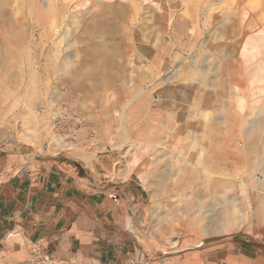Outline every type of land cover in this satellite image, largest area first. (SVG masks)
<instances>
[{"label":"rangeland","instance_id":"rangeland-1","mask_svg":"<svg viewBox=\"0 0 264 264\" xmlns=\"http://www.w3.org/2000/svg\"><path fill=\"white\" fill-rule=\"evenodd\" d=\"M8 1L14 22L11 18L12 24L0 20V39L10 38L17 47L13 45V54L7 57L11 68L0 71V141L9 153V173L59 161L77 169L76 164L80 165L84 177L91 173L99 185L115 189L113 193L129 180L140 182L144 201L139 207L132 204L127 217L140 249L139 264H170L167 256L182 249L264 237V198L261 207L258 197L264 185L257 190L252 177L255 170L264 171V145L258 140V144H250L245 137L248 120L256 108L264 106V54L253 57L256 50L252 48L258 39L264 40V0H157L162 8L150 2L149 7L139 5V10L124 20L122 31L113 34L107 48L100 47V51L94 47L96 42L80 38V27L74 25L73 34L67 33L63 19L54 21L53 27L49 22L51 30L46 36L40 34V27L21 33L22 27L16 25L27 17L28 10L15 2L19 0ZM150 8L155 17L149 22L145 17ZM189 27L195 30L192 34ZM62 32L67 36L59 37ZM97 56L107 58L105 72L97 70ZM72 59L79 68L73 79L79 77L87 83L74 86L59 81L68 75L65 64L73 63ZM238 63L246 78L235 85ZM104 79L108 85L88 83ZM228 79L231 85H224ZM174 84L186 88L163 94L161 100L170 105L160 106L157 95ZM226 86H231L228 109L217 101L213 107L201 106L203 89L210 88L217 96L219 87H225L227 97ZM136 106L140 111L137 117L132 111ZM35 108L40 111L37 118L32 114ZM57 110L60 117L53 116ZM170 111L177 120L168 117ZM58 119L56 134L71 146H54L57 143L52 142V136L57 135L49 125L54 121L55 126ZM202 128L206 138L201 137ZM22 132L32 136L34 143L21 141ZM215 136L221 145L236 143L243 151L248 148L251 156L255 151L256 166L248 159L242 164H227L222 158L214 163ZM258 136L264 138V132ZM258 136H252V141ZM47 142L50 147L44 149ZM26 258L10 259L0 252V264H19Z\"/></svg>","mask_w":264,"mask_h":264},{"label":"crops","instance_id":"crops-1","mask_svg":"<svg viewBox=\"0 0 264 264\" xmlns=\"http://www.w3.org/2000/svg\"><path fill=\"white\" fill-rule=\"evenodd\" d=\"M237 72L233 80L235 85L246 78L241 63L237 65ZM223 84L231 85V81L228 79ZM183 86L164 87L156 102L163 107L169 106L170 102L162 101L161 96ZM203 90L204 95L202 93L200 98L202 107H213L218 102L223 104L224 110L229 108L231 86H226L227 97L225 87H219L217 96L210 88ZM185 96L188 98L187 92ZM177 97L178 93H175ZM208 99L212 100L211 103L207 102ZM172 102L171 105H175L174 100ZM132 111L137 117L139 106ZM173 116L176 117L175 113L170 111L168 117ZM202 133L206 138L204 128ZM252 136L250 144L263 138L257 135L258 138L252 141ZM212 146L217 153L215 160L212 159L216 164L220 158L227 164H242L248 159L256 166L258 162H255V151L251 156L248 148L244 154L236 143L221 145L217 136ZM241 155L244 159L240 162ZM8 159L5 143L0 141V252L10 259H17L28 255L31 246L36 244L53 253L60 264L138 262L140 249L129 231L127 217L132 204L139 207L144 201V188L140 182L129 180L113 193L115 189L106 187L108 184L99 185L91 173L87 172V178L81 176L77 168L65 162L40 164L31 170L11 174L7 170ZM167 258L170 264H264V237L239 239L227 245L195 246L176 251Z\"/></svg>","mask_w":264,"mask_h":264},{"label":"bare ground","instance_id":"bare-ground-1","mask_svg":"<svg viewBox=\"0 0 264 264\" xmlns=\"http://www.w3.org/2000/svg\"><path fill=\"white\" fill-rule=\"evenodd\" d=\"M14 1V0H13ZM21 1V2H20ZM118 0H83L82 2H76L75 4H73V0H19V1H15L17 2V4L23 7V8H27L28 10V15L27 17H24L23 20H20L17 23L16 26H20L22 27V31H26L27 29H30V27H40L39 29H41V35L46 36L50 30H51V26L53 27L54 25V21L60 22L63 19V22L65 23V28H66V32H74V25H76L77 27H80L81 31V35L80 38L83 39L84 41L87 39V42H96L97 44L94 45L95 49H99L101 47V50H105L106 43L107 40L111 37H113V34H117V32L122 31L123 29V22L124 20H126L128 18V16H130L132 11H138L139 10V5H143V6H147L149 7V4L147 3H154L155 5H157L158 8H162V5L160 4V2H158L157 0H141V2H136V1H130L128 0L127 2L125 1H119ZM10 1L8 0H0V20H6L9 21V23L12 24L13 18H11L10 16ZM55 2V4H54ZM14 3V2H13ZM16 4V3H15ZM17 5V6H18ZM16 6V7H17ZM19 6V7H20ZM38 6H42V9L38 10L37 7ZM73 6V10L70 9V7ZM13 7V6H12ZM20 7V8H21ZM94 7V9H92ZM15 8V6L13 7ZM18 8V7H17ZM49 10H51V13H49ZM142 10V9H141ZM13 11V10H12ZM17 11V9L15 10ZM18 11H20L18 9ZM22 13V11H20ZM19 12V13H20ZM152 12V8L149 9V11L147 10V13H149V16L145 17L146 21H151L154 17L155 14L151 13ZM13 13V12H12ZM18 13V14H19ZM20 13V14H21ZM151 13V14H150ZM19 14V15H20ZM17 15V14H16ZM17 16L18 18L20 16ZM16 17V18H17ZM23 16H21L19 19H21ZM29 17V19H28ZM62 17V18H61ZM10 18L12 19V21L10 22ZM138 18V17H137ZM27 19L28 22L24 23V20ZM14 20H16L14 18ZM30 20V22H29ZM220 20V19H219ZM14 22V21H13ZM52 24L51 26H49V23ZM126 22V21H125ZM3 23V21H2ZM5 23V22H4ZM63 23V24H64ZM8 24V23H5ZM76 27V29H77ZM20 29V28H19ZM15 30V29H13ZM19 31V30H18ZM120 31V32H121ZM191 31V34L195 31L194 28L189 27V33ZM66 32H62L61 36L59 37H66L67 33ZM20 34V33H19ZM73 34V33H72ZM1 36V35H0ZM17 35H15L13 38H15L16 40H18V37H16ZM259 37V36H258ZM257 38V37H256ZM260 38V37H259ZM72 39V38H71ZM80 40V39H79ZM255 40V39H254ZM83 41V42H84ZM118 41V40H117ZM15 42V41H14ZM115 42V41H114ZM119 42V41H118ZM16 43V42H15ZM18 43V41H17ZM12 40L10 38H8V40H2L0 39V55L2 56L3 59H1L0 61V71H3L4 69H10L11 67H9L10 62L8 60V56L12 55V46H16L14 43L12 44ZM89 44V43H88ZM122 45V44H121ZM14 46H13V50H14ZM17 47V46H16ZM32 48V47H31ZM86 48V47H85ZM234 48V47H233ZM231 48V49H233ZM253 49H255L256 51L253 53V57L258 56V54H264V40H262L261 38L258 39L255 43V46H252ZM18 50V48H15ZM93 49V50H95ZM247 49V48H245ZM16 50V51H17ZM31 50V49H30ZM114 50V49H113ZM250 50V49H249ZM252 50V49H251ZM19 51V50H18ZM98 51V50H96ZM100 51V49H99ZM80 52V51H79ZM115 52V51H114ZM248 51H246V55ZM88 53V52H87ZM85 53V54H87ZM96 55H98V52H95ZM245 53V52H244ZM251 53V52H250ZM32 54V53H31ZM105 54V53H104ZM116 54V53H115ZM227 55V54H226ZM245 55V56H246ZM81 56V55H80ZM95 56V55H94ZM115 56V55H114ZM117 56V55H116ZM229 56V54H228ZM251 56V55H250ZM262 56V55H261ZM111 57V56H110ZM121 57V56H120ZM124 57V56H123ZM249 57V56H248ZM32 58V57H31ZM112 58V57H111ZM225 58V57H224ZM251 58V57H250ZM94 59V58H93ZM107 60V58H99L97 56L96 58V63L97 66L99 68H97L95 65H93L95 68H97V70L99 69L100 71L105 72V68L107 66H105V61ZM113 59V58H112ZM112 59H110L111 61H113ZM83 60V59H82ZM85 60V59H84ZM92 60V59H90ZM109 60V61H110ZM223 60V59H222ZM221 60V61H222ZM73 63L71 61L67 62L65 64V67L67 68L66 73H68V75H66L65 78H63L62 80H59L61 83H71L74 86H79L83 83H87L84 80L79 79H73V74L78 72L79 68H77L75 66L74 60L72 59ZM89 61V60H88ZM93 61V60H92ZM111 61L109 62V64L111 63ZM86 62V60H85ZM85 62H84V66H85ZM94 62V61H93ZM107 62V61H106ZM127 62V61H126ZM83 63V62H82ZM108 63V62H107ZM89 64V63H88ZM114 65V64H113ZM122 65V63H121ZM105 66V67H104ZM115 66V65H114ZM119 66V65H118ZM116 66L115 68L117 69ZM80 67V66H79ZM86 67H90V65L86 66ZM85 67V68H86ZM110 67V66H109ZM113 67V66H112ZM218 67V66H217ZM221 67V66H220ZM83 68V69H85ZM93 68V70L95 69ZM111 68V67H110ZM120 68V67H119ZM81 69V67H80ZM87 69V68H86ZM92 70V68H90ZM108 69V68H107ZM88 70V69H87ZM89 70V71H91ZM92 70V71H93ZM96 70V69H95ZM94 70V71H95ZM10 71V70H9ZM85 71V70H83ZM112 71V70H110ZM117 71V70H116ZM115 71V72H116ZM6 72V71H5ZM4 72V73H5ZM63 72V71H62ZM80 72H82V70H80ZM87 72V71H86ZM85 73V72H83ZM88 73V72H87ZM91 73V72H89ZM93 73V72H92ZM95 73V72H94ZM72 74V76H70ZM81 74V73H79ZM99 73L97 72V75ZM107 74V73H106ZM121 74V73H120ZM119 74V75H120ZM83 75V74H82ZM93 76V74H91ZM76 76V75H75ZM85 76V75H84ZM88 76V75H86ZM106 76V75H105ZM63 77V76H62ZM167 77V76H166ZM57 78V77H56ZM95 78V77H94ZM112 78V77H111ZM34 79V78H33ZM87 79V78H86ZM96 79V78H95ZM36 80V79H35ZM93 80V79H92ZM91 80V81H92ZM115 79H112L111 81H113ZM90 81V80H87ZM168 80L165 79L164 82L166 83ZM17 82V81H16ZM121 82V81H120ZM5 83V82H4ZM31 83V82H30ZM52 83V82H51ZM90 85L91 84H95L96 85H102L105 86V84L109 83L108 79H104V80H98L94 82H88ZM123 84V82H121ZM119 83V84H121ZM28 84V83H27ZM50 84V83H49ZM88 84V85H89ZM114 84V83H113ZM89 85V86H90ZM108 85V84H107ZM106 85V86H107ZM33 86V85H32ZM71 86V85H70ZM88 86V87H89ZM94 87V86H93ZM102 88L100 86H97V88ZM85 88V87H84ZM96 89V88H95ZM106 89V88H105ZM25 92V91H24ZM3 94L6 95L7 97H12V94L3 91ZM98 94V93H97ZM15 100H21L19 97H13ZM240 98V102L244 103L243 99ZM57 101V100H56ZM242 101V102H241ZM17 104V103H16ZM239 105L242 107V105ZM13 105V104H12ZM240 107V108H241ZM40 108V106H39ZM43 108V107H42ZM40 108L41 112L43 113V109ZM31 109V108H30ZM32 114L37 118V116H39L40 111L38 110V108L33 109ZM2 116V115H1ZM53 116H58L60 117V112L57 110L55 111ZM28 117V116H27ZM120 118V117H119ZM32 119V118H31ZM1 120V119H0ZM56 120V119H55ZM60 119H58L57 121H55V126H54V121L51 122V125H49V130L55 132L56 134V128H57V122ZM24 121L27 122L26 117H24ZM4 122V121H3ZM24 123V122H23ZM59 123V122H58ZM25 124V123H24ZM10 125V124H9ZM11 126V125H10ZM247 129L245 130V137H247L249 140L251 138L252 135L254 134H260L262 132H264V106L262 108H256L255 109V113H254V117H252L251 120H248L247 122ZM56 130V131H55ZM57 136H52V142L57 143L54 146H71L72 144L64 142L62 139V136L60 134H56ZM254 135V136H257ZM203 136V133L201 135V137ZM32 136H28L26 135L25 132L21 133V141H26L27 143L33 144L34 140L32 141L31 139ZM49 140V139H48ZM256 140V139H255ZM260 141L264 144V140L262 138V140L260 139ZM40 142V141H39ZM50 142V141H49ZM44 143L43 144V148L44 149H49L50 147V143ZM52 144V143H51ZM259 147V146H258ZM257 147V148H258ZM54 152V151H53ZM187 159V158H186ZM189 160V159H188ZM192 161V160H191ZM194 166V165H193ZM206 171H208V169H205ZM264 171L261 172L260 170L257 171L255 170L254 175H252V177L254 178V182L253 185L256 187L257 190H261L263 188L264 183H261L262 181V177L264 176ZM225 175V174H224ZM242 185H244V183L242 182ZM258 185H261V187H257ZM264 190L262 191V195L259 194V200H260V205H261V200H263L264 198ZM250 198V197H247ZM249 200V199H248ZM252 201V199H251ZM249 202V201H248ZM250 204V203H249ZM200 205V204H199ZM261 207H263L261 205ZM227 221V220H226ZM226 221L224 220L223 222L226 223ZM222 223V222H221ZM218 224V223H217ZM206 228V227H205ZM210 228V227H209ZM216 228V227H213ZM212 228V229H213ZM210 229L211 231L209 232H213L214 230ZM225 229V228H224ZM202 230V229H201ZM206 230V229H205ZM207 230L208 227H207ZM206 230V231H207ZM223 230V229H222ZM224 231V230H223ZM226 231V229H225ZM215 232V231H214ZM209 234V233H208Z\"/></svg>","mask_w":264,"mask_h":264},{"label":"built area","instance_id":"built-area-1","mask_svg":"<svg viewBox=\"0 0 264 264\" xmlns=\"http://www.w3.org/2000/svg\"><path fill=\"white\" fill-rule=\"evenodd\" d=\"M19 264H60L58 258L51 252L43 249L39 245H32L27 258ZM133 264H139L138 262Z\"/></svg>","mask_w":264,"mask_h":264},{"label":"water","instance_id":"water-1","mask_svg":"<svg viewBox=\"0 0 264 264\" xmlns=\"http://www.w3.org/2000/svg\"><path fill=\"white\" fill-rule=\"evenodd\" d=\"M76 165L78 166V170H79V172H80L81 176H84V175H85V172H84V170L81 168V166H80V165H78V164H76Z\"/></svg>","mask_w":264,"mask_h":264}]
</instances>
